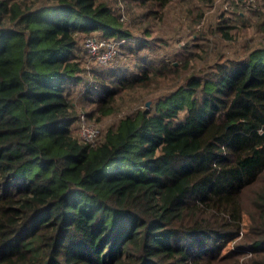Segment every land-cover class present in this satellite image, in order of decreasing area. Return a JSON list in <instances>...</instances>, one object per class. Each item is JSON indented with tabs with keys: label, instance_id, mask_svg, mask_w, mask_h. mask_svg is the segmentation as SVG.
<instances>
[{
	"label": "trees",
	"instance_id": "trees-1",
	"mask_svg": "<svg viewBox=\"0 0 264 264\" xmlns=\"http://www.w3.org/2000/svg\"><path fill=\"white\" fill-rule=\"evenodd\" d=\"M126 1L149 19L164 4ZM121 15L97 0H0V264H217L243 253L240 264H264V45L216 50L85 142L81 115L103 122L119 92L148 87L157 69L147 52L137 71L116 63L150 43ZM88 36L119 41L108 64L87 59ZM200 43L184 46V66Z\"/></svg>",
	"mask_w": 264,
	"mask_h": 264
},
{
	"label": "rangeland",
	"instance_id": "rangeland-1",
	"mask_svg": "<svg viewBox=\"0 0 264 264\" xmlns=\"http://www.w3.org/2000/svg\"><path fill=\"white\" fill-rule=\"evenodd\" d=\"M97 1L104 2L106 6L120 11L122 15L119 20L122 26L134 36L143 39L146 37L150 42L147 48L136 57L131 52L126 53V56L121 53L116 63L127 66L129 70L137 71L138 64H148L144 52L157 61V69L149 70L155 73V76L148 87L119 92L116 97L115 111L105 117L103 122L98 123L102 130L116 122L125 112L141 106H150L160 94L174 89L189 74L199 72L210 61L216 50H227L228 53L242 52L264 45V0H164V4L156 7V13H153L160 16L151 19L143 17L148 7L128 3L133 10L130 14L126 11V0ZM153 15L151 14V17ZM220 25H226V30H229L231 34L230 39L225 38L218 30L217 27ZM201 36L208 38L206 46H204L205 41H200ZM191 42H202L200 45L207 48V53L201 48L200 53H197V56L193 54L190 63L184 66L186 58L181 52L184 46ZM213 45L216 49L208 53L210 46ZM162 58L170 63L163 66ZM87 59L98 62L94 58ZM138 59H140L139 63H137ZM88 61L86 65L89 66L92 62ZM241 234L242 231L239 232V235ZM230 248H235V241H231L225 249ZM247 257L243 253L236 263L234 260H228L227 264H240ZM228 261L223 260L217 264H226Z\"/></svg>",
	"mask_w": 264,
	"mask_h": 264
},
{
	"label": "built area",
	"instance_id": "built-area-1",
	"mask_svg": "<svg viewBox=\"0 0 264 264\" xmlns=\"http://www.w3.org/2000/svg\"><path fill=\"white\" fill-rule=\"evenodd\" d=\"M119 41L113 38H99L88 36L84 40V49L90 58L99 63H109L117 54ZM82 122L78 128L79 137L85 142H94L101 134L100 126L91 121H86L81 115Z\"/></svg>",
	"mask_w": 264,
	"mask_h": 264
},
{
	"label": "water",
	"instance_id": "water-1",
	"mask_svg": "<svg viewBox=\"0 0 264 264\" xmlns=\"http://www.w3.org/2000/svg\"><path fill=\"white\" fill-rule=\"evenodd\" d=\"M147 103H149V102H147ZM264 134V133H263Z\"/></svg>",
	"mask_w": 264,
	"mask_h": 264
}]
</instances>
